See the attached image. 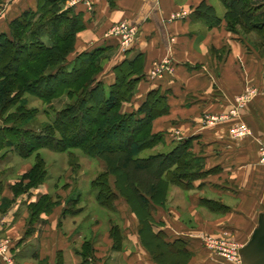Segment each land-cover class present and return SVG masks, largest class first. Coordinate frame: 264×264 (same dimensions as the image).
I'll return each mask as SVG.
<instances>
[{"label":"crops","instance_id":"1","mask_svg":"<svg viewBox=\"0 0 264 264\" xmlns=\"http://www.w3.org/2000/svg\"><path fill=\"white\" fill-rule=\"evenodd\" d=\"M200 1L114 0L111 6L109 0H65L66 6L83 14L85 22L68 60L80 52L105 47L102 70L96 78L108 86L114 81L115 65L142 54L144 77L138 81L132 98L121 103L120 111L136 109L152 89L165 92L168 112L153 119L151 126L153 132L163 134V140L153 150L166 152L177 141L192 138L191 151L201 159L203 171H208L194 180L190 189L172 186L179 199L168 191L164 207H155L149 215L150 229L153 233L162 231L166 242L177 238L184 241L190 254L179 264H241L217 255L205 246L203 238L228 237L243 246L257 227L259 213L264 212V165L260 149L264 144V42L258 43L252 32L242 35L228 30L222 18L225 7L220 0L216 1L223 6L221 11L213 0H205L222 18L218 24L209 25L194 15ZM255 1L264 4V0ZM35 5L36 0H0V31H6L9 20ZM121 20L138 28L133 42L124 48L116 36L109 34L112 25ZM161 62L169 70L164 68L153 75L155 65ZM247 91H254L253 96L238 109L239 116H232L230 110L237 96ZM245 98L249 99V95L241 97ZM211 116L214 118L209 122ZM240 121L250 127L251 133L237 138L233 127ZM30 166L22 165L19 177L7 179L0 193V239L7 242L6 256L10 261L159 264L139 240V214L131 212L120 197L128 214H109L104 220L98 214H65L60 203L49 212H41L32 232L25 236L28 204L38 194L50 195L44 188L46 164L42 183L14 194L12 186ZM64 176L68 179L67 172ZM71 180L74 188L76 183ZM2 197L11 203L1 204ZM203 198L219 201L228 209L224 212L210 209ZM23 199L27 200L25 210L18 211V203ZM78 199L77 195L75 205ZM79 208L75 206L78 212ZM86 218L89 221L85 222ZM113 226L121 236L116 248L111 236ZM30 245H36L31 255ZM0 264L9 263L0 256Z\"/></svg>","mask_w":264,"mask_h":264},{"label":"trees","instance_id":"2","mask_svg":"<svg viewBox=\"0 0 264 264\" xmlns=\"http://www.w3.org/2000/svg\"><path fill=\"white\" fill-rule=\"evenodd\" d=\"M220 1L227 29L242 35L252 32L263 45L264 4ZM109 3L113 6L114 0ZM194 15L209 25L222 19L205 0L197 4ZM84 27L83 14L66 6L65 0H36L35 8L23 10L8 21L6 31H0V150L10 148L22 158L35 154L34 163L12 186L13 192L18 195L44 181L46 168L40 148L80 149L102 163L91 180L97 201L112 209L113 201L120 197L131 212L139 214V240L155 262H185L190 253L184 241L166 242L162 231L153 233L149 215L155 207H164L170 186L190 189L193 181L208 171H203L201 159L191 151L192 138L177 141L166 152L143 155L163 140V134L153 132L151 126L153 119L168 112L165 92L152 89L136 109L121 112V103L132 98L144 77L142 54L115 65L114 81L106 86L96 78L102 70L105 47L80 52L68 60L76 35ZM26 94L40 99L49 109L62 96L68 102L55 111L51 121L35 130L26 126L38 114L36 107L27 106ZM79 130L82 134L77 137ZM202 201L216 211L228 209L219 201ZM4 202L11 203L2 197L1 204ZM57 204L49 194L30 202L25 236L32 232L31 225L39 214ZM111 236L116 248L121 236L114 226Z\"/></svg>","mask_w":264,"mask_h":264},{"label":"rangeland","instance_id":"3","mask_svg":"<svg viewBox=\"0 0 264 264\" xmlns=\"http://www.w3.org/2000/svg\"><path fill=\"white\" fill-rule=\"evenodd\" d=\"M213 1L217 5L216 7L218 11H221L220 8L224 9L219 1L216 0ZM255 37L256 35L254 36V38ZM107 90L108 89L106 88V92ZM245 94L249 95V99L248 98L241 99V97ZM253 94L254 91L251 92L247 91L246 93L244 92L239 94L234 102L233 108H231L230 110L231 115L236 117L239 116L240 114L238 113V109L243 108V106H245L246 102L250 100ZM25 96L27 98V106L36 107L38 110V114L34 117L33 120L29 122V124L26 125L27 127L35 130L37 129L40 130L41 126L45 122L51 121L54 117L55 111L60 109L66 102H68V99L65 96H62L58 99H55L53 101L52 107L50 109H47V106L44 103H42L40 99L28 94H26ZM239 127L245 128L246 132L242 135L237 134L236 130ZM250 133H251L250 127L245 123H243L242 121L236 123L233 127V134L237 138L243 137ZM81 134L82 132L79 130L76 136L80 137ZM260 149L263 152L261 156L263 162L262 161L261 162L264 165L263 143L260 145ZM38 152L44 159L47 168V176L45 178L46 186H44V188L47 189L48 192H50V196L52 198L53 203L57 202L58 204L60 203L63 204L64 206L63 211H65V214L67 212H68L67 214L73 212L74 214H98L99 218H102L103 220L106 216H109V214H128V211L124 209L125 207L121 202L120 198H117L116 200L113 201L112 209L102 206L97 201L96 190L91 188L90 180H92V178L102 169L99 160L85 155L80 151V149H70L67 151H54L49 148H40ZM69 152H72V154L69 155ZM152 152H157V151L153 149H148L143 152V155ZM34 157L35 154L27 158H21L16 154L14 150L10 148L1 149L0 150V180L2 182L1 184H4L7 179H12V180L17 179L19 177L17 174L19 168L22 165H32L34 163V159H35ZM66 172L68 173V179L64 178ZM71 179H74L76 183L74 187L75 189L73 188L74 184L72 185ZM78 183L80 184L79 186L77 185ZM168 191L169 192L171 191L172 195L174 197L177 196V199H179L180 196L179 193H177L178 191L172 189V186L169 187ZM38 195L35 196V200L38 197ZM77 195L79 199L77 205H75L74 198H76ZM25 201L27 200L23 199L18 203V209H17L18 211L25 210V206H26ZM75 206L81 207L79 208V212L75 210ZM26 210H29L28 206ZM38 218H36V220ZM86 221L89 220L86 218L85 222ZM34 222L32 223L31 228H33ZM1 243L3 244L5 243L7 245V242H5L2 239H0V244ZM29 247H33L32 249L28 250V253L31 255L36 245H30ZM6 250L8 253L9 252L8 246ZM11 262H12L11 264H15L13 259L11 260Z\"/></svg>","mask_w":264,"mask_h":264},{"label":"built area","instance_id":"4","mask_svg":"<svg viewBox=\"0 0 264 264\" xmlns=\"http://www.w3.org/2000/svg\"><path fill=\"white\" fill-rule=\"evenodd\" d=\"M137 26L136 24L130 23L127 20H121L116 22L112 25V27L109 30L110 35H114L119 39L120 45L124 48L126 46H129L131 44L136 36L137 33ZM165 62H161L159 64H156L152 74H160L161 71L164 68H167L164 66ZM169 70V68H167ZM213 116L209 118V122L213 120ZM237 134L242 135L246 132L245 128L239 127L236 130ZM204 244L208 248H210L212 251H214L217 255L231 261H236L240 263L239 259V253L238 250L241 247L239 242H237L234 239L221 237V236H204ZM7 245L4 243L0 244V256L3 257L9 264H11V261L9 257L6 256L7 254Z\"/></svg>","mask_w":264,"mask_h":264},{"label":"water","instance_id":"5","mask_svg":"<svg viewBox=\"0 0 264 264\" xmlns=\"http://www.w3.org/2000/svg\"><path fill=\"white\" fill-rule=\"evenodd\" d=\"M238 253L241 264H264V212L259 213L257 227Z\"/></svg>","mask_w":264,"mask_h":264}]
</instances>
